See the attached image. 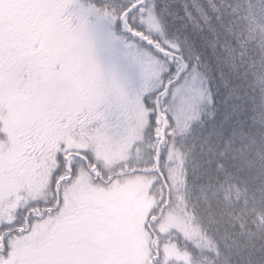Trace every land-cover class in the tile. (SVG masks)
Returning <instances> with one entry per match:
<instances>
[{"label":"snow or ice","instance_id":"snow-or-ice-1","mask_svg":"<svg viewBox=\"0 0 264 264\" xmlns=\"http://www.w3.org/2000/svg\"><path fill=\"white\" fill-rule=\"evenodd\" d=\"M15 7L13 0H0V23H7ZM53 7L61 31L86 54L90 73H99L105 86L92 95H75L71 103L57 105L55 94L67 89L73 74L70 62L39 41L32 45L27 60L14 64L9 63L7 49L0 52V264H104L95 252L104 246L100 233L106 206L78 199L77 182L86 179L87 185L108 189L126 174L127 161L106 169L101 155L108 145L118 143L108 133L104 106L109 95L123 99L125 94L115 71L106 69L97 58L90 18L111 26L113 44L134 42L143 60L154 65L149 78L158 79L159 86L145 87L138 97L150 109L153 132L159 99L167 103L174 95L183 98L185 75L191 67L181 47L170 46L161 38L159 0H59ZM181 59L187 66L177 73ZM13 94L23 96L28 108L9 103ZM165 116L171 124L170 113L165 111ZM45 123L59 130L51 146L45 138ZM45 165L50 169L46 184L50 198L25 199L40 181ZM87 190L99 200L107 197L96 189ZM57 218L63 222L57 223ZM45 221L50 222L44 230L36 228L37 222Z\"/></svg>","mask_w":264,"mask_h":264},{"label":"trees","instance_id":"trees-1","mask_svg":"<svg viewBox=\"0 0 264 264\" xmlns=\"http://www.w3.org/2000/svg\"><path fill=\"white\" fill-rule=\"evenodd\" d=\"M158 22L161 38L191 60L188 72L202 73L210 99L170 136L185 154L182 188L164 174L154 183L161 200L147 222L150 241L157 236L148 264H183L166 257L168 242L197 264H264V0H159ZM177 200L208 246L154 222Z\"/></svg>","mask_w":264,"mask_h":264},{"label":"rangeland","instance_id":"rangeland-1","mask_svg":"<svg viewBox=\"0 0 264 264\" xmlns=\"http://www.w3.org/2000/svg\"><path fill=\"white\" fill-rule=\"evenodd\" d=\"M46 44L47 42H45V46ZM51 46L55 47L54 45ZM55 51L57 52V49ZM183 87V98L174 95L166 105V111L170 113L173 122L171 134L185 131L194 119L200 117L202 106L210 99L206 81L199 71L188 72L185 75ZM23 99V96L13 94L9 99V103L27 109L28 105L22 102ZM149 111L150 109L142 106L133 119L116 126L113 122L112 127L110 126L111 128L107 129L108 133L115 137L118 143L115 147L108 145L101 154L104 160L103 167L107 169L116 163L127 161L123 171L130 172L133 168L131 173L124 174L118 180H114L108 189L103 188L102 185H87L86 179L83 183L77 182L79 184L78 199L86 203L97 201L106 206L103 216H107L103 218L100 233L104 239V246L95 252V255L104 264H148L151 259L149 258L151 241L150 233H147L149 231L147 222L151 210L161 200V194L153 188L154 182H157L162 173L170 180L175 192H179L182 188L185 154L175 147L173 142L168 144L165 150L163 149L164 152L162 151L161 172L154 171L157 141L149 125ZM117 118H120V116L118 115L115 118L116 122L118 121ZM45 131L47 133L45 138L51 146L58 135H53L50 132L51 130ZM69 136H66V139ZM153 140L155 144L152 158H150L148 152L150 146L153 145ZM136 169H139V171H135ZM143 169L151 170V172L140 171ZM49 170L48 166L45 165L42 169L40 181L31 187L30 193L26 197H35L40 201L47 197L46 184ZM85 185H87V188L106 193V199L99 200L96 195L87 190ZM90 196H93L94 199ZM175 202V205L165 209L161 214L158 210L160 216L155 215L154 222L165 232L166 230L176 229L196 243L208 246L210 241L194 225L192 216L185 209L182 201L177 200ZM48 222L50 221L37 222L36 228L42 231L47 227ZM62 222V219L57 218V223ZM128 224L132 228L127 230L126 226ZM165 245L166 257L169 260L173 257L176 262L197 264L192 261V257L188 253L171 246L174 245V242H168Z\"/></svg>","mask_w":264,"mask_h":264},{"label":"flooded vegetation","instance_id":"flooded-vegetation-1","mask_svg":"<svg viewBox=\"0 0 264 264\" xmlns=\"http://www.w3.org/2000/svg\"><path fill=\"white\" fill-rule=\"evenodd\" d=\"M13 2L18 5L14 8V11L18 10V14L11 15V9L7 23H0V52L7 49V58L10 64L27 60L33 52L32 45L36 44L37 41L44 46L47 42L46 48L51 53L63 56L74 66L67 89L55 94V104L71 103L75 95H92L99 88L105 86L99 73L95 75L90 73L86 54L75 42L66 38L61 31L56 9L53 7L59 0H13ZM89 29L95 43L97 58L106 69L115 71L125 94L123 99L115 94L109 95L104 106L106 122L108 128H111L113 122L116 126L133 119L134 115L137 116V111L143 106L138 99L139 95L145 87L148 89L158 87L159 81L149 78L154 65L143 60L140 56V50L134 42L136 46H132V41L128 40L116 41L113 44L111 26L96 17L90 18ZM117 35L124 34L117 33ZM22 43L25 44V52H19L17 48ZM134 57L139 59L134 61ZM177 58L180 59L178 56ZM179 66L180 64L178 68ZM162 109L165 113V105L162 106ZM118 115L120 118H117L118 121L116 122L115 118ZM44 128L51 130L53 135H59V130L55 125L45 123ZM161 128L162 123L158 122L153 133L156 138H159L157 136H159ZM170 134L171 128L167 129L166 141H168ZM61 138L66 139V136ZM90 197L94 199L93 196ZM131 228L130 224L126 226L127 230Z\"/></svg>","mask_w":264,"mask_h":264},{"label":"water","instance_id":"water-1","mask_svg":"<svg viewBox=\"0 0 264 264\" xmlns=\"http://www.w3.org/2000/svg\"><path fill=\"white\" fill-rule=\"evenodd\" d=\"M169 54H173V52H169ZM186 66H187L186 62L181 59V66H180V68H179L177 73L182 71L184 69V67H186ZM158 103L160 105V99H159ZM158 112H159V116H158L159 117V122L163 121L162 133H161V136H160L161 139H160L159 144L157 146V155H156V160H157V167L156 168L159 170L160 169L161 147H162L163 141L166 138V129L169 127V123H168V120H167L166 116L163 114V111L161 110V105H160V107L158 109Z\"/></svg>","mask_w":264,"mask_h":264}]
</instances>
